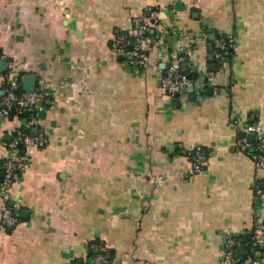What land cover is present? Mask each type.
I'll return each instance as SVG.
<instances>
[{
	"label": "crops",
	"instance_id": "crops-1",
	"mask_svg": "<svg viewBox=\"0 0 264 264\" xmlns=\"http://www.w3.org/2000/svg\"><path fill=\"white\" fill-rule=\"evenodd\" d=\"M148 7L138 67L110 42ZM179 55L190 84L170 94ZM25 74L43 97L36 114H0V167L19 132L46 140L17 151L0 192V217L17 216L0 226V264H74L95 242L109 264H223L227 234L264 231V137L245 131L264 125V0H0V101Z\"/></svg>",
	"mask_w": 264,
	"mask_h": 264
},
{
	"label": "built area",
	"instance_id": "built-area-1",
	"mask_svg": "<svg viewBox=\"0 0 264 264\" xmlns=\"http://www.w3.org/2000/svg\"><path fill=\"white\" fill-rule=\"evenodd\" d=\"M159 16L157 8L148 7L145 13L134 17L133 31L130 34L120 32L111 40L112 50L126 58L131 65L142 67L148 62V54L144 48V35L154 24ZM232 36L218 38L214 42V55L216 57L227 54V48L232 45ZM131 45V47H130ZM185 57L178 56L179 65L169 66L167 73L162 77V86L172 94L184 85H189L190 80L186 74L184 65ZM3 95L0 101V114H9L12 105H15L18 111H29L37 113V106L43 97V91L39 88L33 90H24L20 88L17 80L6 79L3 84ZM246 132L253 133L259 140L264 137V125L262 123L249 124L245 128ZM46 138L42 134H32L28 131H22L16 134L8 142L10 155L4 158L2 166L4 174L0 180V192L11 188L14 182V176L23 166V160L19 152L21 150H31L45 143ZM246 142V141H245ZM205 152L201 148L195 150L194 171L201 169ZM255 164L258 167H264V150L258 144L255 152ZM256 193L260 189H255ZM17 222V216L14 214H5L0 217V226H12ZM251 242L248 248V254L245 259L236 252L235 246L240 245L239 239L227 234L224 238L223 264H262L261 257L264 254V231L258 230V224L254 222V228L251 235ZM94 252L90 257L77 260L74 264H109L108 249L105 243L95 242L91 244ZM245 260V261H244Z\"/></svg>",
	"mask_w": 264,
	"mask_h": 264
},
{
	"label": "trees",
	"instance_id": "trees-1",
	"mask_svg": "<svg viewBox=\"0 0 264 264\" xmlns=\"http://www.w3.org/2000/svg\"><path fill=\"white\" fill-rule=\"evenodd\" d=\"M186 74H187V72H186ZM16 113L20 116H22V115L27 116L30 112L29 111H21L20 112L17 110L15 105H12L10 110H9V114H16ZM239 240H240V245L235 246L236 247L235 250H236V252H238L242 256L243 259H245L247 254H248V248H249V245L251 242V238L245 239L241 236L239 238Z\"/></svg>",
	"mask_w": 264,
	"mask_h": 264
},
{
	"label": "water",
	"instance_id": "water-1",
	"mask_svg": "<svg viewBox=\"0 0 264 264\" xmlns=\"http://www.w3.org/2000/svg\"><path fill=\"white\" fill-rule=\"evenodd\" d=\"M131 47V45H130ZM21 85L23 87L24 90H33L35 88L36 82H35V77L32 74H25L22 76L21 78ZM32 133H36V128L32 129ZM253 135L249 134L248 138H252ZM4 173V168L3 166L0 167V180H2V175ZM5 214H8V212H6Z\"/></svg>",
	"mask_w": 264,
	"mask_h": 264
}]
</instances>
